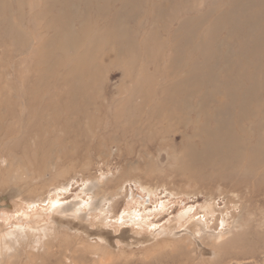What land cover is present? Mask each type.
I'll return each mask as SVG.
<instances>
[{
    "label": "rangeland",
    "instance_id": "374dc122",
    "mask_svg": "<svg viewBox=\"0 0 264 264\" xmlns=\"http://www.w3.org/2000/svg\"><path fill=\"white\" fill-rule=\"evenodd\" d=\"M1 231L0 264H264V0H0Z\"/></svg>",
    "mask_w": 264,
    "mask_h": 264
},
{
    "label": "bare ground",
    "instance_id": "6f19581e",
    "mask_svg": "<svg viewBox=\"0 0 264 264\" xmlns=\"http://www.w3.org/2000/svg\"><path fill=\"white\" fill-rule=\"evenodd\" d=\"M57 204H58V202H56V203H53L52 205H51V207H54V211H53V214H56L55 216H57V214H58V211L60 210V208L59 207H57ZM79 210H77V212H78ZM76 212V211H75ZM76 212V213H77ZM63 213V212H62ZM36 217H39V216H37L36 215ZM43 217V215L41 216V218ZM69 217H76L77 218V216H74V215H68V216H64L63 218L62 217H60V218H58V217H54L53 218V220H55L56 222H57V224L58 225H60V226H69V227H71L72 229H75V230H81L82 232L84 231V232H88L89 233V235L90 236H92V237H94V236H96L97 235V233H95V231L93 232H89V230H91V229H88L87 228V226H85L84 225V223H82V222H75V221H73V219L72 218H70L69 219ZM133 219H136V217H137V214H135V215H133ZM10 218V217H9ZM21 218V217H20ZM75 218V219H76ZM5 219V218H4ZM8 219V218H7ZM132 219V220H133ZM33 222L32 223H34L35 225H38L39 223H40V221L38 222V219L36 220L35 218L32 220ZM45 222V221H44ZM17 226V225H16ZM70 229V228H69ZM17 231H16V233H19L20 235L22 234V232H24L23 231V228L22 227H18L17 226V229H16ZM5 231V230H4ZM4 231H1L0 232V247L3 245V244H5V245H7V244H9L10 243V238H9V236H10V232L9 233H4L3 234V232ZM13 231V230H12ZM90 236L88 237V238H90ZM11 237H12V235H11ZM1 249V248H0ZM1 255V254H0Z\"/></svg>",
    "mask_w": 264,
    "mask_h": 264
}]
</instances>
